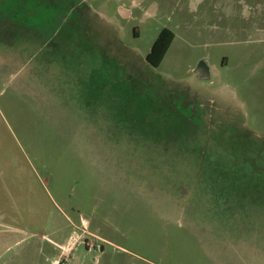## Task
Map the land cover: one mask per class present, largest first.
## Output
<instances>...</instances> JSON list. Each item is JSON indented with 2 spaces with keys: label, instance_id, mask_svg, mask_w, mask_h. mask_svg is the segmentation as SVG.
<instances>
[{
  "label": "rangeland",
  "instance_id": "1",
  "mask_svg": "<svg viewBox=\"0 0 264 264\" xmlns=\"http://www.w3.org/2000/svg\"><path fill=\"white\" fill-rule=\"evenodd\" d=\"M80 1L0 0V264H264V0Z\"/></svg>",
  "mask_w": 264,
  "mask_h": 264
},
{
  "label": "trees",
  "instance_id": "2",
  "mask_svg": "<svg viewBox=\"0 0 264 264\" xmlns=\"http://www.w3.org/2000/svg\"><path fill=\"white\" fill-rule=\"evenodd\" d=\"M174 38L175 33L168 28L163 29L159 34L158 38L153 44L151 51L147 56L149 61H151L154 66L159 67L165 55L167 54Z\"/></svg>",
  "mask_w": 264,
  "mask_h": 264
},
{
  "label": "water",
  "instance_id": "3",
  "mask_svg": "<svg viewBox=\"0 0 264 264\" xmlns=\"http://www.w3.org/2000/svg\"><path fill=\"white\" fill-rule=\"evenodd\" d=\"M128 11H129L128 9L122 8V9H120V14L123 17H126L129 14ZM196 74L201 79H210L211 78V68H210L208 61H206L205 59L200 61V63L197 66V69H196Z\"/></svg>",
  "mask_w": 264,
  "mask_h": 264
},
{
  "label": "crops",
  "instance_id": "4",
  "mask_svg": "<svg viewBox=\"0 0 264 264\" xmlns=\"http://www.w3.org/2000/svg\"><path fill=\"white\" fill-rule=\"evenodd\" d=\"M84 2H85L84 0H81V1L78 3V5L80 6V5H81L82 3H84ZM132 3H133L132 6H134L135 4H137V3L135 2V0H133ZM122 8H125V7H121L120 9H122ZM126 9H127V8H126ZM128 10H129V9H128ZM128 12H129V14L131 13L130 10H129ZM129 14H128V15H129ZM94 15L97 17V19H99V18L101 17V15H100L99 13H96V12L94 13ZM128 15H127V16H128ZM101 18H102V17H101ZM101 18H100V19H101Z\"/></svg>",
  "mask_w": 264,
  "mask_h": 264
},
{
  "label": "flooded vegetation",
  "instance_id": "5",
  "mask_svg": "<svg viewBox=\"0 0 264 264\" xmlns=\"http://www.w3.org/2000/svg\"><path fill=\"white\" fill-rule=\"evenodd\" d=\"M146 61L153 67L156 68V66H154V64L151 63V61H149V59L147 58Z\"/></svg>",
  "mask_w": 264,
  "mask_h": 264
}]
</instances>
